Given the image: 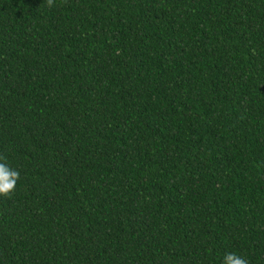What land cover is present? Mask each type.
<instances>
[{
	"label": "trees",
	"instance_id": "trees-1",
	"mask_svg": "<svg viewBox=\"0 0 264 264\" xmlns=\"http://www.w3.org/2000/svg\"><path fill=\"white\" fill-rule=\"evenodd\" d=\"M0 264H264V0H0Z\"/></svg>",
	"mask_w": 264,
	"mask_h": 264
},
{
	"label": "clouds",
	"instance_id": "clouds-1",
	"mask_svg": "<svg viewBox=\"0 0 264 264\" xmlns=\"http://www.w3.org/2000/svg\"><path fill=\"white\" fill-rule=\"evenodd\" d=\"M49 7L54 6V0H47ZM5 157L0 155V161ZM20 177L17 169L11 168L6 162H0V196L10 198L16 189V183ZM224 264H248V261L236 253H227L224 257Z\"/></svg>",
	"mask_w": 264,
	"mask_h": 264
}]
</instances>
